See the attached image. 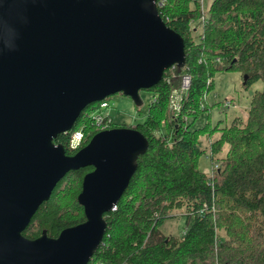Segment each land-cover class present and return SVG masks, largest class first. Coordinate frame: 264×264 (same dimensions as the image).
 <instances>
[{"label":"water","instance_id":"95a60500","mask_svg":"<svg viewBox=\"0 0 264 264\" xmlns=\"http://www.w3.org/2000/svg\"><path fill=\"white\" fill-rule=\"evenodd\" d=\"M185 61L157 0H0V264L89 262L148 140L112 127L68 155L53 139L111 94L140 106V89ZM88 166L77 195L84 221L57 237L24 236L57 182Z\"/></svg>","mask_w":264,"mask_h":264},{"label":"trees","instance_id":"16d2710c","mask_svg":"<svg viewBox=\"0 0 264 264\" xmlns=\"http://www.w3.org/2000/svg\"><path fill=\"white\" fill-rule=\"evenodd\" d=\"M157 8L184 40L185 65L167 68L147 89L152 97L146 119L134 126L110 124L136 128L148 148L138 156L116 206L104 214L102 241L87 264H264V0H212L206 15L199 0H157ZM231 69L247 75L244 86L263 82L250 99L245 120L235 117L229 125L192 128L207 110L204 99L215 72ZM185 75L189 86L180 111L173 114L169 95ZM107 98L87 105L54 143H61L68 155L86 145L100 131L92 115L104 110L100 104ZM77 130L84 137L72 149L70 138ZM203 153L211 160L209 174L198 168ZM91 169L67 172L22 234L33 239L45 230L57 237L63 228L84 221L77 195ZM70 177L76 179L61 202L58 193ZM176 215L184 218L181 234H165L161 225Z\"/></svg>","mask_w":264,"mask_h":264},{"label":"rangeland","instance_id":"374dc122","mask_svg":"<svg viewBox=\"0 0 264 264\" xmlns=\"http://www.w3.org/2000/svg\"><path fill=\"white\" fill-rule=\"evenodd\" d=\"M211 1L199 0L203 15L207 14ZM243 78L244 75L236 69L216 71L213 76V87L204 99L207 110L199 113L192 123V128L205 125L213 127L217 124L220 126L229 125L235 117L245 120L250 99L256 91L262 89L263 82L259 79L248 86H244L242 84ZM139 94L142 99L140 106H136L130 97L121 94V92L107 96L109 105L104 108V115L112 119L113 122H123L132 126L142 122L146 119L152 92L147 89H140ZM216 136L214 134L213 139ZM205 143L206 140L204 139ZM198 168L207 174L211 172V160L208 154L203 153L199 156ZM75 179V177H70L65 181L64 187H66L58 193V200L63 202L66 199V188ZM160 228L167 235L179 236L184 228V218L178 215L166 218Z\"/></svg>","mask_w":264,"mask_h":264},{"label":"built area","instance_id":"2783aa9c","mask_svg":"<svg viewBox=\"0 0 264 264\" xmlns=\"http://www.w3.org/2000/svg\"><path fill=\"white\" fill-rule=\"evenodd\" d=\"M189 82H190L189 76L185 75L182 78L181 85L178 88L173 89L171 91L168 99V107L173 114H177L180 111L182 95L184 91L188 88ZM108 105H109L108 102H102L100 104V107L106 108L108 107ZM92 119L95 122L96 126L100 128V130L109 128L110 123L112 122V119L105 116L103 111L93 113ZM83 137H84L83 131L77 130L73 132L70 138V147L72 149H78L81 146Z\"/></svg>","mask_w":264,"mask_h":264},{"label":"bare ground","instance_id":"6f19581e","mask_svg":"<svg viewBox=\"0 0 264 264\" xmlns=\"http://www.w3.org/2000/svg\"><path fill=\"white\" fill-rule=\"evenodd\" d=\"M99 102V101H98Z\"/></svg>","mask_w":264,"mask_h":264},{"label":"flooded vegetation","instance_id":"af4514ba","mask_svg":"<svg viewBox=\"0 0 264 264\" xmlns=\"http://www.w3.org/2000/svg\"><path fill=\"white\" fill-rule=\"evenodd\" d=\"M92 170V169H91Z\"/></svg>","mask_w":264,"mask_h":264}]
</instances>
